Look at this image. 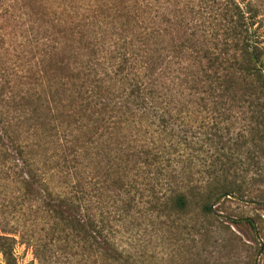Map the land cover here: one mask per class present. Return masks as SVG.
Listing matches in <instances>:
<instances>
[{
  "label": "trees",
  "instance_id": "obj_1",
  "mask_svg": "<svg viewBox=\"0 0 264 264\" xmlns=\"http://www.w3.org/2000/svg\"><path fill=\"white\" fill-rule=\"evenodd\" d=\"M187 101L210 103L205 167ZM233 106L264 142V0H0V261L22 238L115 263L128 218L210 215L247 170L220 126Z\"/></svg>",
  "mask_w": 264,
  "mask_h": 264
},
{
  "label": "rangeland",
  "instance_id": "obj_2",
  "mask_svg": "<svg viewBox=\"0 0 264 264\" xmlns=\"http://www.w3.org/2000/svg\"><path fill=\"white\" fill-rule=\"evenodd\" d=\"M237 1L246 9L250 0ZM197 104L186 102L183 127L193 142L188 146L201 149L198 158L205 167L211 160L207 125L213 123V117L205 111L210 103ZM233 109L220 116V126L227 146L234 149L236 143L240 145L236 156L247 164L242 167L247 170H237L233 178L235 187L240 189L238 200L231 195L214 201L213 213L208 216L191 207L172 216L175 223L166 217L142 214L128 218L113 229V246L122 253L119 262L112 263L105 255L89 254L78 239L57 242L44 259H39L33 247L18 238L14 249L16 264H264V142H251L254 136L250 132L253 120L249 108L244 106L241 112H236L237 106ZM188 151L193 153V149ZM250 152L259 157L253 166L249 165ZM91 161L95 167L98 158L93 156ZM0 264L5 262L1 260Z\"/></svg>",
  "mask_w": 264,
  "mask_h": 264
},
{
  "label": "water",
  "instance_id": "obj_3",
  "mask_svg": "<svg viewBox=\"0 0 264 264\" xmlns=\"http://www.w3.org/2000/svg\"><path fill=\"white\" fill-rule=\"evenodd\" d=\"M234 199L238 200L239 198L237 196H232Z\"/></svg>",
  "mask_w": 264,
  "mask_h": 264
}]
</instances>
